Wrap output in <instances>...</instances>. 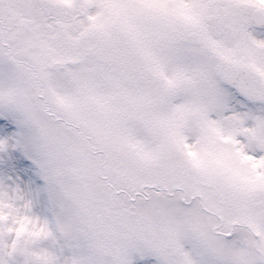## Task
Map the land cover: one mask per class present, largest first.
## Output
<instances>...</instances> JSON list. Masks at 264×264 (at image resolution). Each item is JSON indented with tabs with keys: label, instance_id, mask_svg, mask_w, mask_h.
<instances>
[{
	"label": "snow or ice",
	"instance_id": "6c2138e0",
	"mask_svg": "<svg viewBox=\"0 0 264 264\" xmlns=\"http://www.w3.org/2000/svg\"><path fill=\"white\" fill-rule=\"evenodd\" d=\"M0 264H264V0H0Z\"/></svg>",
	"mask_w": 264,
	"mask_h": 264
}]
</instances>
